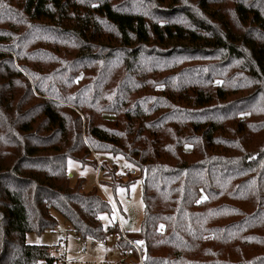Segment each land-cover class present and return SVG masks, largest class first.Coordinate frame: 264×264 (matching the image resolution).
<instances>
[{"label":"trees","instance_id":"trees-1","mask_svg":"<svg viewBox=\"0 0 264 264\" xmlns=\"http://www.w3.org/2000/svg\"><path fill=\"white\" fill-rule=\"evenodd\" d=\"M92 153L139 171L143 264H264V0H0V264L118 231Z\"/></svg>","mask_w":264,"mask_h":264},{"label":"rangeland","instance_id":"rangeland-1","mask_svg":"<svg viewBox=\"0 0 264 264\" xmlns=\"http://www.w3.org/2000/svg\"><path fill=\"white\" fill-rule=\"evenodd\" d=\"M89 160H95L99 169L91 165L83 167L79 163L69 160L68 171L72 185H75L79 178H84V192L97 188L99 194L113 204L117 210L122 229L128 239L137 246L129 245L137 251L138 257L135 258L133 249L129 248L132 256L124 260L122 249L115 245L111 237L108 238L107 247L93 246L91 244L93 240L89 239L78 242L77 235L68 230L65 219L59 214L55 215L58 219V226L54 232L48 231L42 235L28 234L27 243L50 247L52 256L57 260L55 264H62L63 258L76 259L77 263L75 264H122L123 261L125 264H143V255L138 244L128 235L137 233L141 229L144 218L143 185L142 179L139 178V171L122 156L92 153ZM102 162H106L108 165L109 170L106 174L105 171L100 170ZM112 169H114V175H111ZM111 184L115 187L119 185V187L117 186L114 190L110 186ZM100 219L106 229L118 221L115 213L112 216L103 214ZM119 231L118 228L117 232L109 231L106 235L109 233L116 234Z\"/></svg>","mask_w":264,"mask_h":264},{"label":"built area","instance_id":"built-area-1","mask_svg":"<svg viewBox=\"0 0 264 264\" xmlns=\"http://www.w3.org/2000/svg\"><path fill=\"white\" fill-rule=\"evenodd\" d=\"M113 208H114V211H115V215L118 218L117 227L120 229V231L118 233H116V234L109 233L102 240H93V242L91 244L93 246H98V247H107L108 246V238L111 237L113 239L115 245H117V247L119 246L122 249L123 259L124 260H127V259H129L132 256V253L128 249H124L121 246V243L123 241H125V242H127L132 247H137V246L131 240L128 239L126 233L124 232V230L121 227V223L119 221V216H118L117 210L115 209L114 206H113ZM83 240L84 239L81 236L77 235V241L78 242H82ZM89 240H92V239H89ZM75 263H77V260L76 259H66V258H63L62 259V264H75Z\"/></svg>","mask_w":264,"mask_h":264},{"label":"crops","instance_id":"crops-1","mask_svg":"<svg viewBox=\"0 0 264 264\" xmlns=\"http://www.w3.org/2000/svg\"><path fill=\"white\" fill-rule=\"evenodd\" d=\"M52 251V250H51Z\"/></svg>","mask_w":264,"mask_h":264}]
</instances>
